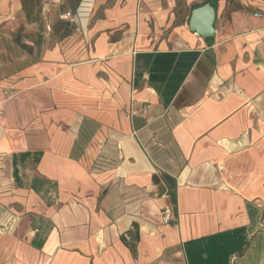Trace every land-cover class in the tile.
Segmentation results:
<instances>
[{
  "label": "crops",
  "instance_id": "1",
  "mask_svg": "<svg viewBox=\"0 0 264 264\" xmlns=\"http://www.w3.org/2000/svg\"><path fill=\"white\" fill-rule=\"evenodd\" d=\"M257 113L264 0H0V264H264Z\"/></svg>",
  "mask_w": 264,
  "mask_h": 264
},
{
  "label": "water",
  "instance_id": "2",
  "mask_svg": "<svg viewBox=\"0 0 264 264\" xmlns=\"http://www.w3.org/2000/svg\"><path fill=\"white\" fill-rule=\"evenodd\" d=\"M216 18V8L210 2H206L192 10L189 28L202 37H212L216 33Z\"/></svg>",
  "mask_w": 264,
  "mask_h": 264
},
{
  "label": "built area",
  "instance_id": "3",
  "mask_svg": "<svg viewBox=\"0 0 264 264\" xmlns=\"http://www.w3.org/2000/svg\"><path fill=\"white\" fill-rule=\"evenodd\" d=\"M70 15H71V12H67V13H65V14L63 15V17H68V16H70ZM256 15H257V16H262L261 13H257ZM162 219H163V222H164L165 224H169V223H170V221L172 220V213H171L170 209L166 208V209H164V210L162 211Z\"/></svg>",
  "mask_w": 264,
  "mask_h": 264
},
{
  "label": "rangeland",
  "instance_id": "4",
  "mask_svg": "<svg viewBox=\"0 0 264 264\" xmlns=\"http://www.w3.org/2000/svg\"><path fill=\"white\" fill-rule=\"evenodd\" d=\"M256 116L258 117V120L256 121L257 122V125L260 126L261 129H264V115L262 114L260 116L259 113L256 114ZM264 138V137H263ZM264 140V139H263ZM5 167V166H4ZM249 171V170H248ZM229 174H231L233 176V169L229 171Z\"/></svg>",
  "mask_w": 264,
  "mask_h": 264
}]
</instances>
